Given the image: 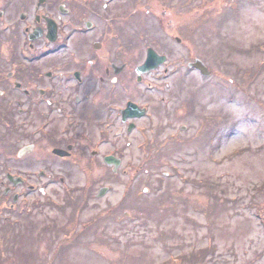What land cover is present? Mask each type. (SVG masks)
<instances>
[{
  "label": "rangeland",
  "instance_id": "obj_1",
  "mask_svg": "<svg viewBox=\"0 0 264 264\" xmlns=\"http://www.w3.org/2000/svg\"><path fill=\"white\" fill-rule=\"evenodd\" d=\"M76 1L82 2L48 5ZM37 2L0 0V7ZM108 5L115 12L127 6L147 14L151 31L143 49L155 32L154 12L159 17L168 7L169 34L180 36V25L187 23L182 45L172 39L171 50L162 48L172 55L171 86L166 80L133 97L151 106L156 131L151 136L148 129L155 127L147 122V129L140 119L130 135L132 146L120 147L126 160L135 159L130 171H100L102 178L93 174L97 178L88 186L81 171H72L64 185L39 186L44 189L20 198L12 211L0 204V264H264V217L258 213L264 200V0H111ZM191 26L200 30L189 35ZM187 64L196 69L185 70ZM177 78L189 89L201 88L191 97L196 115L174 111ZM161 98L166 100L159 103ZM220 115L226 117L223 128L216 124ZM206 117L215 120L212 126ZM111 132L113 140L116 129ZM177 135L195 139H172ZM165 142L162 149L159 143ZM104 185L109 189L98 197ZM129 187L128 200L121 202Z\"/></svg>",
  "mask_w": 264,
  "mask_h": 264
},
{
  "label": "flooded vegetation",
  "instance_id": "obj_2",
  "mask_svg": "<svg viewBox=\"0 0 264 264\" xmlns=\"http://www.w3.org/2000/svg\"><path fill=\"white\" fill-rule=\"evenodd\" d=\"M73 6L60 11L61 5H54L46 12L37 6L33 16L26 14L24 18L21 39L11 36L2 39L0 185L9 186L8 191L13 186H35L45 181L64 183L63 177L54 175L50 167L52 159L70 160L82 170L93 168L100 156L99 146L104 143L105 122H111L114 128V122L121 116L120 109L127 104L122 100L137 90L136 54L134 50L114 48L115 20L100 25L99 21L103 24L104 18H99V5H83L85 8L78 9L89 12L95 22L87 20L80 24ZM105 6L107 11L108 5ZM46 16L56 22L54 41L46 36ZM7 30L0 26V31ZM35 30L40 36L30 40L29 33ZM156 38L160 43L167 42L165 26L159 24ZM165 67L162 64L142 74L139 85L147 82L151 87V81L156 83L154 78L161 76L158 71ZM136 119L127 120V127L134 123L136 129ZM110 143L114 148L120 145ZM69 146L68 155L52 153L55 147L67 149ZM22 150H25L23 154ZM41 164L47 165L49 172L39 171ZM70 171L66 167L59 172L68 175ZM8 174L22 177L24 181L13 183Z\"/></svg>",
  "mask_w": 264,
  "mask_h": 264
},
{
  "label": "water",
  "instance_id": "obj_3",
  "mask_svg": "<svg viewBox=\"0 0 264 264\" xmlns=\"http://www.w3.org/2000/svg\"><path fill=\"white\" fill-rule=\"evenodd\" d=\"M159 61H161V59H158L157 54L154 51L150 50L148 54V58L145 64L141 66V69L148 70L152 67H155Z\"/></svg>",
  "mask_w": 264,
  "mask_h": 264
}]
</instances>
